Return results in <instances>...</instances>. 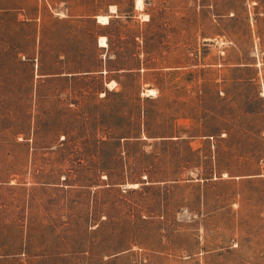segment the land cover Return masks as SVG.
I'll use <instances>...</instances> for the list:
<instances>
[{"label": "rangeland", "instance_id": "obj_1", "mask_svg": "<svg viewBox=\"0 0 264 264\" xmlns=\"http://www.w3.org/2000/svg\"><path fill=\"white\" fill-rule=\"evenodd\" d=\"M0 264H264V0H0Z\"/></svg>", "mask_w": 264, "mask_h": 264}, {"label": "bare ground", "instance_id": "obj_2", "mask_svg": "<svg viewBox=\"0 0 264 264\" xmlns=\"http://www.w3.org/2000/svg\"><path fill=\"white\" fill-rule=\"evenodd\" d=\"M108 17H109V15H104V14H102V15H98L97 16V21H99V22H102V23H106L107 21H108ZM100 42H101V44L102 45H106L107 43H106V37L105 36H101L100 37ZM182 121V120H181ZM185 121V120H184ZM187 121V120H186Z\"/></svg>", "mask_w": 264, "mask_h": 264}]
</instances>
